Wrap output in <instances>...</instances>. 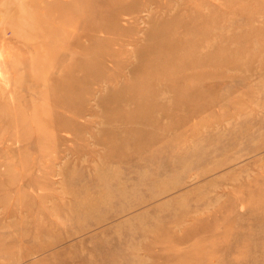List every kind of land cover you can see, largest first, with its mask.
I'll use <instances>...</instances> for the list:
<instances>
[{
	"label": "rangeland",
	"instance_id": "374dc122",
	"mask_svg": "<svg viewBox=\"0 0 264 264\" xmlns=\"http://www.w3.org/2000/svg\"><path fill=\"white\" fill-rule=\"evenodd\" d=\"M0 264H264V0H0Z\"/></svg>",
	"mask_w": 264,
	"mask_h": 264
},
{
	"label": "bare ground",
	"instance_id": "6f19581e",
	"mask_svg": "<svg viewBox=\"0 0 264 264\" xmlns=\"http://www.w3.org/2000/svg\"><path fill=\"white\" fill-rule=\"evenodd\" d=\"M114 8H115V7H114ZM145 8H146V7H145ZM103 30L106 32V31L108 30V28L104 26V27H103ZM145 50H146V48H145ZM143 51H144V50H143ZM138 53H139V52H138ZM143 53L146 54V55L143 54V56L145 55V57L149 54L148 52H143ZM147 53H148V54H147ZM135 54H136V53H135ZM139 54H140V53H139ZM141 54H142V51H141ZM137 55H138V54H137ZM149 56H150V55H149ZM138 57H139V56H138ZM147 58H149V57H147ZM140 61H141V60H140ZM137 70H138V69H137ZM181 78H182V77H181ZM181 80H182V79H181ZM170 81H171V80H170ZM105 82H106V81H105ZM173 82H174V81H173ZM168 84H169V83H168ZM164 87H165V86H164ZM125 88H126V87H125ZM127 89H128V88H127ZM165 89H166V88H165ZM123 91H124V90H123ZM132 92H133V91H132ZM168 96H169V95H168ZM108 97L110 98V96H108ZM141 97H143V96H141ZM109 98H108V99H109ZM143 99H144V98H143ZM143 99H142V100H143ZM113 101H114V100H113ZM103 102H104V100H103ZM107 102H108L107 104H109V101H108V100H107ZM110 102H111V101H110ZM109 105L112 106V104H109ZM116 106H117V105H116ZM112 108H113V107H112ZM117 108H118V107H117ZM71 109H73V108H71ZM110 110H111V109H110ZM71 111H73V110H71ZM104 111H105V110H104ZM107 111H109V110H107ZM117 112H118V110H117ZM113 115H114V114H113ZM118 115H120V112L118 113ZM110 117L112 118V115H111ZM110 117H109V118H110ZM111 118H110V119H111ZM112 119H114V117H113ZM95 138H96V137H95Z\"/></svg>",
	"mask_w": 264,
	"mask_h": 264
}]
</instances>
